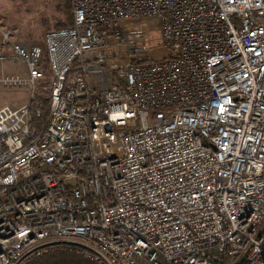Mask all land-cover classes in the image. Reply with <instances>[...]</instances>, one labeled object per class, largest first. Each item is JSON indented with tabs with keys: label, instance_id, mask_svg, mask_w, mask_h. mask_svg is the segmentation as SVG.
Returning a JSON list of instances; mask_svg holds the SVG:
<instances>
[{
	"label": "built area",
	"instance_id": "1",
	"mask_svg": "<svg viewBox=\"0 0 264 264\" xmlns=\"http://www.w3.org/2000/svg\"><path fill=\"white\" fill-rule=\"evenodd\" d=\"M68 2L1 38L31 97L0 108V264H264V0Z\"/></svg>",
	"mask_w": 264,
	"mask_h": 264
},
{
	"label": "rangeland",
	"instance_id": "2",
	"mask_svg": "<svg viewBox=\"0 0 264 264\" xmlns=\"http://www.w3.org/2000/svg\"><path fill=\"white\" fill-rule=\"evenodd\" d=\"M67 1L0 0V56L2 54L7 55V60L0 61V78H17L23 80L25 73V65L23 63L8 60L11 53L8 47H1L2 35L6 32H11V40L9 43L20 45L25 49H29L33 45L42 47L46 32L70 24L71 12L70 8H67L69 5ZM117 30L120 34L125 33L127 30L128 32L137 30L151 37L158 46V27L154 23L138 22L120 24ZM165 54L164 49L158 46L152 53V56L158 60L163 59ZM46 69L48 70V67L45 68V71H47ZM36 85L41 88L40 86L45 85V83L40 81ZM30 97L31 90L26 84L7 85L0 83V108L7 106L12 109H18L28 104ZM41 98L46 99V95H43ZM59 251L78 256L59 249L48 254Z\"/></svg>",
	"mask_w": 264,
	"mask_h": 264
},
{
	"label": "trees",
	"instance_id": "3",
	"mask_svg": "<svg viewBox=\"0 0 264 264\" xmlns=\"http://www.w3.org/2000/svg\"><path fill=\"white\" fill-rule=\"evenodd\" d=\"M67 8H70L69 5L67 6ZM71 24H72V18H71L70 24H68L67 26L57 27L56 29L69 27L71 26ZM44 61H45V67H48V62L46 58ZM40 101L42 104V110L44 111V113H46V111L48 110V100L41 99ZM43 119H44V116L41 120ZM28 264H90V263L82 259V257H78L75 255H71V254H67V253L59 251L53 254L42 256L38 259L31 261Z\"/></svg>",
	"mask_w": 264,
	"mask_h": 264
},
{
	"label": "water",
	"instance_id": "4",
	"mask_svg": "<svg viewBox=\"0 0 264 264\" xmlns=\"http://www.w3.org/2000/svg\"><path fill=\"white\" fill-rule=\"evenodd\" d=\"M244 257H245V255L242 256V257H241L236 263H234V264H241L242 261L244 260Z\"/></svg>",
	"mask_w": 264,
	"mask_h": 264
}]
</instances>
